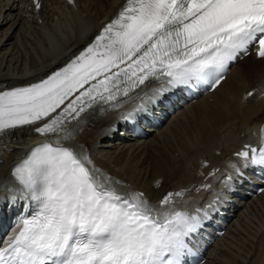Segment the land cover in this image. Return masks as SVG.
<instances>
[{"label": "bare ground", "instance_id": "bare-ground-1", "mask_svg": "<svg viewBox=\"0 0 264 264\" xmlns=\"http://www.w3.org/2000/svg\"><path fill=\"white\" fill-rule=\"evenodd\" d=\"M123 2L75 0L71 8L63 0H43L37 22L27 2L0 0V87L36 80L71 57ZM263 74L260 59L245 57L209 97L180 109L159 133L140 141H110L109 124L148 88L115 108L84 114L64 138L104 180L149 201L156 211L167 203H194L214 188L215 175L226 166L232 148L254 137V126L264 117V100L245 93ZM34 134L31 126L0 133V200L20 196L9 169ZM210 254L206 264H263L264 194L244 205Z\"/></svg>", "mask_w": 264, "mask_h": 264}, {"label": "rangeland", "instance_id": "rangeland-1", "mask_svg": "<svg viewBox=\"0 0 264 264\" xmlns=\"http://www.w3.org/2000/svg\"><path fill=\"white\" fill-rule=\"evenodd\" d=\"M223 92L219 93V94H222Z\"/></svg>", "mask_w": 264, "mask_h": 264}]
</instances>
